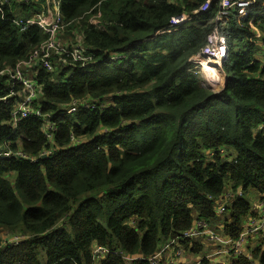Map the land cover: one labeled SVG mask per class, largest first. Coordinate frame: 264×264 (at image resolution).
Masks as SVG:
<instances>
[{"label": "trees", "instance_id": "trees-1", "mask_svg": "<svg viewBox=\"0 0 264 264\" xmlns=\"http://www.w3.org/2000/svg\"><path fill=\"white\" fill-rule=\"evenodd\" d=\"M57 1L10 0L0 11V69L26 60L46 37L14 20L50 19ZM220 9L221 0H61L65 22L81 27L95 62L37 74V108L57 124V151L38 161L0 156V242L4 233L29 237L0 247V264H93L95 242L150 257L195 219H214L229 185L242 194L226 210L225 233L240 236L248 192L264 193V61L253 33L264 31V0H232L217 21ZM217 27L227 52L220 91L203 85L190 62ZM6 79L0 96L9 94ZM107 98L108 106L67 112L73 100ZM16 102L0 101V150L36 157L51 146L43 118L13 128ZM256 260L264 264L262 246L233 264ZM100 264L125 261L111 254Z\"/></svg>", "mask_w": 264, "mask_h": 264}, {"label": "built area", "instance_id": "built-area-1", "mask_svg": "<svg viewBox=\"0 0 264 264\" xmlns=\"http://www.w3.org/2000/svg\"><path fill=\"white\" fill-rule=\"evenodd\" d=\"M174 3V0H169ZM232 0H221V9L217 13V21L229 14ZM11 5L10 0H0V11L3 12L6 6ZM92 10L89 12V14ZM101 17V11L93 13L89 17L92 24L98 22ZM22 31H27L31 26H38L45 34V39L39 43L31 52L30 56L23 61H19L14 67H5L0 69V77L5 76L6 86L9 89V94L0 96V101L6 102L10 97H16L17 102L12 111L11 126L16 128L18 122L31 115L40 116L43 118V132L46 136L49 147H45L42 152L31 157L22 150L11 151L6 147L0 150V156L9 157L11 155L18 158L30 159L38 161L41 158L49 157L57 148L55 147V135L57 132V124L52 122L48 115L42 114L37 108V102L40 95V85L36 79L40 70L54 71L56 67L69 65L70 63H79L83 66L93 64L95 55L91 49L85 44L84 33L79 27V34L75 35L76 39H66L64 34L66 28L72 24L66 23L61 11V0H58L54 6L52 17L49 19L43 13H36L32 17L26 19L14 20ZM226 40L221 35L218 27L215 28L207 38V44L201 51L194 56L190 62L194 65L196 73L201 74L204 82L210 87H215L218 78L209 80L207 73L204 70L206 65L215 68L218 74L223 71V60L226 58ZM122 57L120 54H112L111 59L118 60ZM218 62V63H217ZM224 73V72H223ZM212 78V77H211ZM17 85L22 86V89L16 90ZM99 100H73L67 108L68 113L74 112L78 107L84 106L87 108H97ZM91 103V104H90ZM93 103V104H92ZM75 141V140H74ZM222 155H225L224 151ZM242 194L241 188L234 191L228 188L223 195L215 201L214 219H195L192 227L174 239H170L160 250L150 257L141 254L134 255L122 251L117 248H110L106 245L95 242L92 246V261L93 264H100L106 260L111 254L121 257L125 264H134L135 261L147 259L151 264H162L163 253L170 247H177L175 252L176 260L172 264H181L179 258L184 254L185 250L180 247L182 241L189 239L190 246L195 243L202 247H216L218 254L227 256L226 262L223 264H233L241 257L245 256L247 243L252 237H257L260 241L258 246L264 248V197L257 202L252 203L251 211L248 218L244 222L243 230L237 239H232L225 231L219 230L216 220L221 218L228 208L226 201H235ZM29 237L20 233H4L1 238L0 247L7 245H18ZM183 245V244H182ZM210 257L204 259L209 260ZM203 259V260H204ZM202 260V261H203ZM210 261V260H209ZM203 263V262H202Z\"/></svg>", "mask_w": 264, "mask_h": 264}, {"label": "crops", "instance_id": "crops-1", "mask_svg": "<svg viewBox=\"0 0 264 264\" xmlns=\"http://www.w3.org/2000/svg\"><path fill=\"white\" fill-rule=\"evenodd\" d=\"M20 1H23V0H20ZM75 24H72L71 26H68L66 28V32H69L71 31L72 32V35L76 32L74 30V28L77 29L76 26H74ZM79 25V23H78ZM253 33L254 35L258 38V43H259V47H260V53L258 54V59L260 60H263L264 61V31L261 30V29H254L253 30ZM225 75V73H224ZM221 82L223 83V80L225 79L224 83L222 84L223 85V88L225 86V83H226V75L221 77ZM222 88V89H223ZM90 100V99H89ZM87 99V101H89ZM228 188H231V186L229 185ZM264 193L260 194L256 191L253 192V196L258 199V198H262L264 197L263 196ZM229 215H226L225 217H221L219 218L218 220H216V223H217V227L219 228V230L221 231H225V226L226 224L228 223L229 221ZM230 222V221H229ZM168 242V241H167ZM166 242V243H167ZM164 243L160 248L159 250L166 244ZM259 239L257 237H252L249 242L247 243V247H246V250H245V256L248 257V258H251L252 256V252L258 248L259 246ZM180 247L183 248L185 250V248L183 247L182 243L180 244ZM177 250V247L173 246V247H170L169 249H167L164 253H163V256H162V264H172L174 260H176V255H175V252ZM210 257L209 260L212 262V263H215V264H223L224 262H226L227 260V256L224 255V254H218L217 250H216V247L214 246H210V247H203V250H201L200 252L198 253H193V252H190L188 250H185L184 254L179 258V262L181 264H203L202 263V260L205 258V257ZM255 264H260L259 261H255L254 262Z\"/></svg>", "mask_w": 264, "mask_h": 264}, {"label": "rangeland", "instance_id": "rangeland-1", "mask_svg": "<svg viewBox=\"0 0 264 264\" xmlns=\"http://www.w3.org/2000/svg\"><path fill=\"white\" fill-rule=\"evenodd\" d=\"M74 30H75V32L77 33V34H79V26L77 27V29L76 28H74ZM75 34V33H74ZM72 35V32L71 31H69V32H66L65 34H64V37L66 38V39H70V38H73V39H76V36L75 35H77V34H75V35ZM205 72L208 74V73H210V75L211 76H215V75H217V78H218V82L219 83H217L216 85H215V87L213 88V87H210L209 85H207L205 82H204V79L202 78V76H201V74H200V78L202 79V82H203V85H205V86H208V87H210L211 89H213V90H215V91H220V90H222V88H223V83H224V81H225V79L223 80V83L221 82V77H223V76H225L224 75V70L223 71H221L219 74H218V72L216 71L215 72V70L216 69H214V67L213 68H211L210 66H208V65H206L205 66ZM217 78H215V80L217 79ZM212 80H214V78L212 79ZM109 100H110V98H107L106 100H104V102L103 101H98L97 102V104L99 105V107H103V106H108L109 104H108V102H109ZM91 101V100H90ZM91 104V103H90ZM93 104V103H92ZM253 190H250L249 192H248V198L250 199V201H251V203H255V202H257L260 198H258V199H256L254 196H253ZM257 192V191H256ZM262 194V193H261ZM264 196V195H263ZM226 204L229 206V205H231L232 204V201L230 200V201H226ZM226 215H229L227 212L222 216V217H225Z\"/></svg>", "mask_w": 264, "mask_h": 264}, {"label": "bare ground", "instance_id": "bare-ground-1", "mask_svg": "<svg viewBox=\"0 0 264 264\" xmlns=\"http://www.w3.org/2000/svg\"><path fill=\"white\" fill-rule=\"evenodd\" d=\"M217 63H218V62H217ZM204 69H205V67H204ZM214 69H215V68H214ZM215 72H216V70H215ZM207 76H208L209 80H212L213 78H214V79L217 78V75H215V76L213 77V76L210 75V73H208ZM211 77H212V78H211Z\"/></svg>", "mask_w": 264, "mask_h": 264}, {"label": "water", "instance_id": "water-1", "mask_svg": "<svg viewBox=\"0 0 264 264\" xmlns=\"http://www.w3.org/2000/svg\"><path fill=\"white\" fill-rule=\"evenodd\" d=\"M227 86V81H226V83H225V86L224 87H226Z\"/></svg>", "mask_w": 264, "mask_h": 264}]
</instances>
